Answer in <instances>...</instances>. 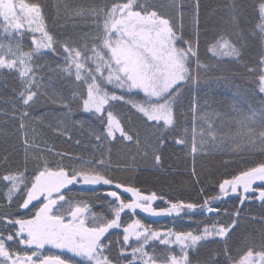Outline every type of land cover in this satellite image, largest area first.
<instances>
[{"label": "snow or ice", "instance_id": "1", "mask_svg": "<svg viewBox=\"0 0 264 264\" xmlns=\"http://www.w3.org/2000/svg\"><path fill=\"white\" fill-rule=\"evenodd\" d=\"M195 7V40L184 36V6L176 0H170L167 5H157L151 0H119L110 5L81 8L75 15L89 18L94 31L85 34V43L78 45L75 41H60L54 37L46 27L40 3L0 0V69L18 73L23 85L18 99L27 108L37 98L40 88L35 79L33 58L49 52L62 55L63 66L59 70L68 78L74 76L76 84L85 90L78 95L74 92L73 96L82 101L84 112L95 116L104 125V134L95 137L98 144L107 139L115 140L116 133L125 141L133 140L121 121L108 110L113 102H123L139 114L146 127L155 128L160 133L159 143L163 145L164 136L177 127V105L186 88L198 86L201 70L207 69L199 56V0ZM259 11L264 19V0L259 4ZM177 15L179 24L176 23ZM233 18L237 19L236 16ZM260 30L264 33V24L260 25ZM27 33L31 34V46L29 51H24L22 41ZM261 40L264 41V35ZM208 51L217 57H241L240 49L226 34L214 37ZM258 64L257 86L259 92L264 93V52H261ZM63 106L70 107L67 103ZM196 110L197 105L193 103L194 114ZM28 115L27 111L21 112L22 130L26 127L23 120ZM256 124L257 114L250 113L240 121L245 131L237 135L244 136L249 144L255 145L257 141L264 144V113L259 117L258 132ZM186 136L187 130L184 138L176 139V144L186 145ZM212 139L215 140V136ZM24 143L25 171H6L0 175V182L7 189L4 196L9 208L17 196L22 200L18 204L20 209H29L34 201L39 202V207L28 218L11 212L0 214V223L4 225L0 230V264H74L60 255H45L46 246L67 250L80 258V264H122V261L127 264H192V250L216 239L228 240L238 225L239 208L233 213L231 224L217 221L197 232L156 231L134 220L123 226L122 240L117 241L119 252L115 257L111 255V241H105L110 230L121 228L125 210L134 212L140 209L153 216H179L187 214L185 210L191 212L201 207L208 213L219 214L211 207L213 201L242 190L239 199L243 205L249 198L247 194L255 191L254 183L264 182V162H260L231 179H224L219 184V195L206 198L203 205L168 201L169 207L157 210L153 207V201L157 199L155 193L145 195L137 187L115 182L106 171L110 164L103 157L93 160L77 158L78 163L74 161L69 167L64 164L66 154L57 153L61 159L55 165L44 159L33 169L29 179L27 153L35 145H29L26 135ZM191 150L193 154L198 150L195 128ZM35 158L43 159L39 155ZM155 161L159 164L161 157L156 155ZM4 163H7V157ZM75 184L114 185L115 189L122 188L124 193H130L131 199L125 202L118 191H108L106 198H111L107 201L110 214L100 215L85 201L66 199L64 190ZM258 199L264 202V190L259 191ZM157 243L165 249L162 256L155 255ZM12 244L17 247L12 248ZM149 248L153 249L152 253ZM224 256L227 264H264V237L259 247L255 243H246L235 254L226 247ZM205 264L219 262L206 261Z\"/></svg>", "mask_w": 264, "mask_h": 264}, {"label": "trees", "instance_id": "2", "mask_svg": "<svg viewBox=\"0 0 264 264\" xmlns=\"http://www.w3.org/2000/svg\"><path fill=\"white\" fill-rule=\"evenodd\" d=\"M40 3L47 29L60 41H75L83 45L85 34L94 31L91 20L86 16H76V11L91 6H101L119 2V0H28ZM152 3L167 5L170 0H151ZM184 6V36L195 40L196 2L197 0H176ZM262 0H199V56L207 69L199 74L198 86L186 88L180 103L177 105L178 124L164 136L165 143H159L160 133L155 128L146 127L138 113L130 105L113 102L108 110L121 121L125 130L133 136L132 141H125L116 134V139L103 140L98 144L95 137L104 134V125L95 116L86 113L82 101L73 96L85 91L72 78L59 70L63 66V56L48 53L34 57L32 66L36 69L35 79L39 82V94L35 101L24 108L18 99L21 84L18 73L0 69V175L6 171H25V135L30 147L27 153L28 178L33 169L46 159L53 165L66 154L64 164L71 167L77 158L85 160L103 157L110 167L106 169L115 182L125 186H134L145 195L155 193L157 199L153 207L157 210L169 207L168 201L196 203L203 205L208 197L219 195V184L224 179H231L239 172L264 162V144L257 141L255 145L247 143L240 121L250 113L257 114V132L260 130L259 117L264 113V93L257 86L259 76V58L264 52V41L261 40L260 25L264 24L259 4ZM170 15L172 13H169ZM236 16L237 19L233 17ZM180 18L176 16V23ZM220 34L231 36L241 51L239 59L213 56L208 51L214 37ZM37 35H39L37 33ZM23 50L29 51L31 34L27 33L22 41ZM47 51V50H45ZM195 67V65H193ZM252 71H249V70ZM35 91L36 88L33 87ZM139 99L138 97H134ZM70 107L66 109L63 104ZM197 105L195 114L192 105ZM27 111L28 117L23 120L25 129L20 128L21 112ZM105 113L104 122L106 123ZM246 123H250L245 121ZM212 128L209 129V125ZM193 128L196 130L198 150L192 153ZM187 144H176L177 138L185 137ZM211 132V135L209 134ZM203 133V135H201ZM215 136V140L212 137ZM137 140L139 143H137ZM79 142V143H77ZM39 155L43 159L37 160ZM161 157L159 164L155 156ZM7 157V163H4ZM71 157V159L69 158ZM254 192L241 205L238 193H229L227 197L212 202L211 207L218 213H205L198 207L194 211L181 213L179 216H153L140 209L134 212L125 210L122 213L121 228L110 230L111 234L105 243L111 241L113 257L118 255L117 241L122 240V228L134 220L151 227L156 231H192L197 232L205 226H212L219 221L231 224L233 213L240 209L239 222L228 240L219 239L206 242L190 253L192 264L218 261L227 264L224 249L227 247L235 254L246 243H255L259 247L264 237V202L258 199L259 191L264 190V182L256 181ZM115 190L127 202L130 193L115 189L114 185H70L64 194L73 202L85 201L92 211L100 215L108 212L106 193ZM7 191L0 182V214L15 213L24 218L33 215L39 202L34 201L29 209H20L22 202L19 196L13 199L9 208L5 199ZM162 197V199H161ZM4 225L0 223V230ZM5 235L7 233L5 232ZM12 248L17 245L12 244ZM178 250V249H177ZM44 254L60 255L74 264H80V258L60 249L46 246ZM150 253L153 252L149 248ZM165 252L158 243L155 255ZM129 259L131 257L129 256ZM127 264V261H122Z\"/></svg>", "mask_w": 264, "mask_h": 264}, {"label": "rangeland", "instance_id": "3", "mask_svg": "<svg viewBox=\"0 0 264 264\" xmlns=\"http://www.w3.org/2000/svg\"><path fill=\"white\" fill-rule=\"evenodd\" d=\"M116 134H119V133H116ZM205 211H206L207 214H209L208 211H207V209H205ZM63 251H67V250H63ZM71 254H72V253H71Z\"/></svg>", "mask_w": 264, "mask_h": 264}]
</instances>
